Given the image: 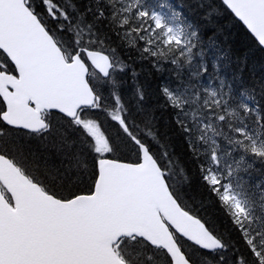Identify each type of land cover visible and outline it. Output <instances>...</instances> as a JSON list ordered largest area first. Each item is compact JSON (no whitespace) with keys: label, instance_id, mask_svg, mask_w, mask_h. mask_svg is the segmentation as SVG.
Here are the masks:
<instances>
[{"label":"snow or ice","instance_id":"6c2138e0","mask_svg":"<svg viewBox=\"0 0 264 264\" xmlns=\"http://www.w3.org/2000/svg\"><path fill=\"white\" fill-rule=\"evenodd\" d=\"M221 5L264 46V0ZM205 35L168 0H0V264H264V66L251 85L246 64L238 83L218 56L210 72ZM138 62L173 76L159 91L227 235Z\"/></svg>","mask_w":264,"mask_h":264},{"label":"trees","instance_id":"16d2710c","mask_svg":"<svg viewBox=\"0 0 264 264\" xmlns=\"http://www.w3.org/2000/svg\"><path fill=\"white\" fill-rule=\"evenodd\" d=\"M74 2L79 3L80 0H62V3L66 4ZM168 2L173 4L177 10L182 11L191 22L202 25V31L206 34L204 36L206 45L209 43L208 37L214 39L215 46L209 50L208 54L210 72L214 56H218L222 65V73L230 82L234 77L237 78V83L239 82L238 78L245 64L247 65V70L243 71L245 84L251 85L253 81L259 79L258 76L252 75L251 70L255 69L258 72L261 66H264V49L233 13L226 10V6L221 5V0H168ZM202 4H212L213 7L206 10L205 7H201ZM135 68L139 73L137 79L143 84L147 93L144 101L145 110L152 114L160 130L167 133L170 149L176 154L175 158L182 161V166L190 170L192 187L188 190L189 195L194 197L198 204L203 203L207 209L204 213L205 218L213 223L217 230H225V235H227L228 221L223 212L215 207L211 198L201 201V196L207 197V192L199 181L196 162L188 154L187 146L179 130L173 126V114L166 106L165 98L159 91L161 85L173 82V76L167 72H156L146 63L139 64L138 62ZM120 78L123 81L124 99L134 102L133 93L137 79H133L131 70L121 73ZM99 115L101 119L104 118L102 113ZM105 126H108L107 121H105ZM257 167L259 168L260 165L257 164ZM227 255L230 257L231 252ZM200 258L203 259V255Z\"/></svg>","mask_w":264,"mask_h":264},{"label":"water","instance_id":"95a60500","mask_svg":"<svg viewBox=\"0 0 264 264\" xmlns=\"http://www.w3.org/2000/svg\"><path fill=\"white\" fill-rule=\"evenodd\" d=\"M234 14V13H233ZM235 16V15H234ZM237 18V17H236ZM238 19V18H237ZM239 20V19H238ZM240 21V20H239ZM242 24H243V22L242 21H240ZM244 25V24H243ZM245 27H246V25H244ZM246 29H247V27H246ZM248 30V29H247ZM249 31V30H248ZM250 32V31H249ZM250 34H251V32H250ZM252 35V34H251ZM253 36V35H252ZM254 37V36H253ZM255 38V37H254ZM258 42V41H257ZM263 48H264V46H262Z\"/></svg>","mask_w":264,"mask_h":264},{"label":"rangeland","instance_id":"374dc122","mask_svg":"<svg viewBox=\"0 0 264 264\" xmlns=\"http://www.w3.org/2000/svg\"><path fill=\"white\" fill-rule=\"evenodd\" d=\"M160 0H153V3H158ZM207 82V78H205V83Z\"/></svg>","mask_w":264,"mask_h":264},{"label":"bare ground","instance_id":"6f19581e","mask_svg":"<svg viewBox=\"0 0 264 264\" xmlns=\"http://www.w3.org/2000/svg\"><path fill=\"white\" fill-rule=\"evenodd\" d=\"M172 150V149H171Z\"/></svg>","mask_w":264,"mask_h":264}]
</instances>
